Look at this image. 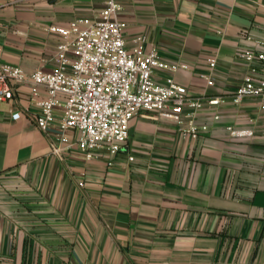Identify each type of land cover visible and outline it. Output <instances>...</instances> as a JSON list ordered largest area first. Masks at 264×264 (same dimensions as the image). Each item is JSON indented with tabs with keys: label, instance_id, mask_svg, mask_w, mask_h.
Here are the masks:
<instances>
[{
	"label": "crops",
	"instance_id": "0c3cea01",
	"mask_svg": "<svg viewBox=\"0 0 264 264\" xmlns=\"http://www.w3.org/2000/svg\"><path fill=\"white\" fill-rule=\"evenodd\" d=\"M105 1L0 0V63L56 69L63 40L49 27ZM118 2L129 49L144 35L147 50L188 66L156 71L158 83L172 77L190 97L226 102L199 111L209 130L197 139L141 112L118 154L88 160L80 133L61 129L62 108L39 129L44 95L17 85L0 110V264H264V99L232 101L250 67L241 54L264 51V0Z\"/></svg>",
	"mask_w": 264,
	"mask_h": 264
},
{
	"label": "built area",
	"instance_id": "2783aa9c",
	"mask_svg": "<svg viewBox=\"0 0 264 264\" xmlns=\"http://www.w3.org/2000/svg\"><path fill=\"white\" fill-rule=\"evenodd\" d=\"M121 10L118 0H106L102 10L76 17L66 27L50 26L49 31L63 40L56 50V69H38L28 75L18 66L0 63V110L4 103L13 100L17 85L30 83L35 99L44 95L35 101L41 112L36 117L38 128L47 131L52 127L55 110L62 108L60 127L80 133L77 146L88 160L96 158L102 148L111 155L118 154L129 138L131 121L141 112H156L193 139L207 132L209 126L197 121L199 111L205 105L220 106L226 99L190 97L187 89L172 77L158 83L154 78L156 71L174 73L188 66L168 64L156 48L147 50L144 35L138 36L136 46L129 49L126 23L119 17ZM241 56L250 67L232 101L239 104L249 97L264 99V51L247 50ZM216 65V58H211L212 71ZM205 79L208 85H214L212 74ZM21 117L19 111L12 115L15 121ZM219 119L216 114L214 120ZM227 130L233 136L251 135L250 131L233 127Z\"/></svg>",
	"mask_w": 264,
	"mask_h": 264
}]
</instances>
